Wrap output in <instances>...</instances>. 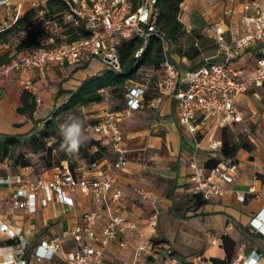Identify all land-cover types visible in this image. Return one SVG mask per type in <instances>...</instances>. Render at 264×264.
I'll return each instance as SVG.
<instances>
[{
	"label": "crops",
	"instance_id": "crops-1",
	"mask_svg": "<svg viewBox=\"0 0 264 264\" xmlns=\"http://www.w3.org/2000/svg\"><path fill=\"white\" fill-rule=\"evenodd\" d=\"M33 1L12 0L1 6L0 27H8L33 8ZM250 1H183L180 6L183 31L179 40L170 44V59L181 75L202 65L224 61L223 49L215 40L212 25L221 21L227 31L226 42H230L231 30L236 35L243 31L240 24V18L245 14L243 4ZM8 48L1 46L0 51ZM14 48L13 43L11 49ZM261 58H264V40L255 42L233 62V66L246 74L254 70L256 60ZM108 70L105 62L93 59L84 67L54 66L46 78H40L35 69L2 77L0 133L19 135L23 141L33 138L47 120L54 118L57 108L68 101V97L59 98L60 93H75L85 82ZM26 80H32L39 91L34 121L17 113ZM101 92L105 93L103 102L82 108L85 120H95L104 110H115L111 91L103 89ZM149 96L152 98L146 100L142 109L121 118L125 167L115 169L118 154L109 136L91 131L90 139L99 142L104 149V157L98 162L99 167L94 169L80 160L75 171L79 177L87 178L114 175L116 182L108 198L111 199L114 191H120L123 211L136 224L135 230L119 237V241L126 242L124 248L119 246V241L109 246L105 254L106 264H157L149 254L143 259H135V240L140 235H144L146 241L168 243L179 264H214L215 259L231 264L252 251L264 254V236L250 228L251 219L264 208V85L239 98L237 105L242 121L237 124L223 127L215 117L204 118L199 113L197 137L185 131L179 123L178 105L174 100L165 98L158 107H153L156 93L150 92ZM53 121L60 131L62 122L59 118ZM201 122L204 125L200 126ZM198 142L199 149L196 147ZM212 144L217 148L211 149ZM232 145L239 147L236 154L223 158V147ZM97 149L93 146L90 150L94 152ZM60 153L57 165L42 173L31 166L14 168L5 161L0 164V176L20 174L28 182H35L41 176L52 179L57 172L69 167L66 151L62 148ZM195 153L198 164L206 168L214 161L234 160L239 164L240 175L225 185L220 198L204 201L192 191L188 182V165ZM252 186L254 193L249 192ZM11 194V188L0 187V225L6 223L11 228H20L21 237L9 240L0 232V264L10 261V250L15 251L16 262L31 259L32 264H66V254L77 247L72 231L83 224V214L104 207V203H97L90 193L65 188L68 202L62 201L56 192H51L45 205L43 199L47 195L42 192L37 198L36 212L30 213L27 209L12 210ZM239 195L245 196L243 202L239 201ZM154 206L160 213L155 230L148 227V218ZM53 240H57L59 251L52 259L36 261L33 255L37 246L42 241ZM20 242L26 243L23 253L19 252ZM220 245L224 255L218 248ZM216 256L220 257L213 258Z\"/></svg>",
	"mask_w": 264,
	"mask_h": 264
},
{
	"label": "built area",
	"instance_id": "built-area-1",
	"mask_svg": "<svg viewBox=\"0 0 264 264\" xmlns=\"http://www.w3.org/2000/svg\"><path fill=\"white\" fill-rule=\"evenodd\" d=\"M11 1L0 0V7ZM48 1L50 0L33 1L32 5L38 10V16L28 28L40 36L45 47L20 53L8 65L0 67V77L35 69L40 78H46L54 66L84 67L93 59L105 62L113 71H120V41L141 39L143 47L135 55L140 58L150 40L156 38L162 44L164 61L161 65V76L155 85L153 107H158L165 98L174 100L178 105L179 123L185 131L195 137L198 135L199 113L204 118L215 117L216 122L223 127L237 124L242 121V113L237 105L239 98L251 89L264 85V58L257 59L254 70L246 74H242L233 66V62L242 57L255 42L264 40L263 0H252L243 4L245 14L240 18L243 31L236 35L231 30L230 42H226L227 31L224 24L221 21L213 23L215 40L223 49V62L202 65L183 75L170 59L171 43L166 33L157 26V0H142L136 9L131 0H63L68 7L63 14V21L74 26L82 22L90 35L73 43L60 44H56L58 23L46 17L44 7ZM154 76L153 71H147L140 80L130 81L126 88V108L121 111L104 110L96 116L95 124L91 126L94 133L109 136L111 145L118 154L114 165L116 170L123 169L126 165L121 118L145 106L146 95ZM24 90L35 96L39 92L32 80L25 81ZM201 125H204V122H201ZM196 147L200 148L199 142ZM210 148L214 150L217 146L212 144ZM89 166L94 169L99 167V163ZM188 167L191 189L204 201L220 198L224 194L225 185L232 183L240 175V167L236 161L221 162L212 168H206L198 164L197 153L191 157ZM115 182V176L109 174L93 178L79 177L69 167L57 172L52 179L41 176L35 182H28L20 174L0 176V187L7 186L12 190V210L27 209L30 213L36 212L37 198L42 192L47 195L43 199L45 205L50 200L51 192H56L62 201L68 202L65 188L71 191L80 189L92 194L97 203H104L103 208L85 212L82 217L83 224L72 231L77 247L75 251L66 254V264H106L105 254L109 246L119 241L122 235L136 229L134 221L123 211L120 202L122 193L114 191L111 199L108 198ZM249 192H255L253 186L249 188ZM238 199L243 202L245 196L239 195ZM159 215L158 208L154 206L148 218L150 229L157 228ZM250 228L264 236V208L251 219ZM0 232L9 240L21 237L20 228H11L6 223L0 225ZM119 246L124 248L126 242L119 241ZM25 248L26 243L20 242L19 252L23 253ZM59 248L57 240L42 241L33 257L36 261L52 259ZM147 254L154 258L157 264H179L168 243L146 241L144 235H140V238L135 240L134 257L140 260ZM9 256L10 261L6 264H32L31 259L16 262L14 250L9 251ZM231 264H264V254L252 251Z\"/></svg>",
	"mask_w": 264,
	"mask_h": 264
},
{
	"label": "trees",
	"instance_id": "trees-1",
	"mask_svg": "<svg viewBox=\"0 0 264 264\" xmlns=\"http://www.w3.org/2000/svg\"><path fill=\"white\" fill-rule=\"evenodd\" d=\"M184 0H157L156 6L159 8V17L157 26L166 33L169 42L175 43L183 31V25L180 21V6ZM133 7H139L142 0H131ZM68 9L63 0H50L45 6L46 17L57 22L59 25L58 33L65 41H59L56 37V44L73 43L90 35L84 24L80 22L77 26L71 23H65L62 19L63 14ZM38 16V10L31 8L24 15L19 17L8 27H0V47L9 46L6 51H0V67L8 65L14 58L24 51H34L44 48L42 39L38 34L29 31V27ZM15 40H18L15 43ZM15 44V48L11 49V45ZM143 47V42L139 38L131 41H121L118 45V51L121 61L120 71L108 70L100 76L94 77L85 82L79 91L75 93H60L59 98H69L54 113V118L61 115L78 110L79 108L88 107L93 104L103 102L105 93L101 90L107 89L111 91L113 98L120 99L123 105L116 107V111L126 108V88L129 81L140 80L147 71H153L155 76L152 78L149 93L146 100H149L150 92L155 94V85L161 76V65L164 61V53L161 42L153 38L145 47L140 58H136V53ZM154 96V95H153ZM37 98L35 95L23 91L21 95V107L17 108V113L27 116L34 121L35 112H37ZM53 119L47 120L37 135L29 140H21L19 135L0 133V164L9 161L13 167L29 166V162L22 163L20 159L24 157L22 148L27 146L32 153L42 154L45 160H48V169L54 167L53 153L56 149L62 148V133L56 128ZM59 122H61L59 120ZM35 130H36V123ZM97 146V151L92 152L90 149ZM246 147V145H243ZM238 145H232L229 148L222 149L223 158L233 157ZM16 150L19 153L16 154ZM104 157V149L99 142L89 139L86 144L80 147L79 151L73 154L66 152V158L69 168L75 173L79 167V161L84 160L88 165L99 162ZM221 163L214 161L207 168H212ZM225 246V243H224ZM214 264H226L225 261L215 259Z\"/></svg>",
	"mask_w": 264,
	"mask_h": 264
},
{
	"label": "rangeland",
	"instance_id": "rangeland-1",
	"mask_svg": "<svg viewBox=\"0 0 264 264\" xmlns=\"http://www.w3.org/2000/svg\"><path fill=\"white\" fill-rule=\"evenodd\" d=\"M59 34L60 33H57L59 41H65V38L60 37ZM1 79H2V77H0V80ZM121 105H123V102L120 99L113 98V104H112L113 108L119 107ZM84 116H85V113H83L82 108H79L76 111L61 115L59 117V120L62 122V123L60 122L61 124L66 125V124L70 123L74 119H79L80 121H82L84 132L86 133V135L90 139V133L92 131L91 130V126H93L95 124V120H85ZM63 125L60 126V132L61 133H62V126ZM61 149L62 148L56 149L54 151V153H53L54 166L57 165V163L59 162L58 160H59V157H61V153H60ZM17 153H19L18 150H16V154ZM22 153H24V157H22L20 159V161L22 163L29 162L28 165L33 167L38 173H42L44 170L48 169V160H45L44 156L42 154H34V153H32L31 150L27 146H24L22 148ZM7 162L9 164V166L13 167L11 162H9V161H7ZM19 167L23 168V167H26V166L20 165ZM218 248L220 250L222 249V254L221 255H224L225 252H224V249L222 248V246L220 245V246H218ZM219 257L220 256H216V257H213V258H219Z\"/></svg>",
	"mask_w": 264,
	"mask_h": 264
},
{
	"label": "clouds",
	"instance_id": "clouds-1",
	"mask_svg": "<svg viewBox=\"0 0 264 264\" xmlns=\"http://www.w3.org/2000/svg\"><path fill=\"white\" fill-rule=\"evenodd\" d=\"M63 143L61 147L68 153L73 154L79 151L80 147L86 144L89 137L83 129L82 121L74 119L62 126Z\"/></svg>",
	"mask_w": 264,
	"mask_h": 264
}]
</instances>
